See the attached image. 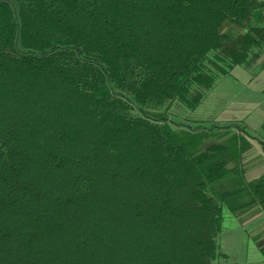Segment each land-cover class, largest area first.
Returning <instances> with one entry per match:
<instances>
[{
	"label": "trees",
	"instance_id": "obj_1",
	"mask_svg": "<svg viewBox=\"0 0 264 264\" xmlns=\"http://www.w3.org/2000/svg\"><path fill=\"white\" fill-rule=\"evenodd\" d=\"M263 54L264 0H0V264H229L256 137L168 109Z\"/></svg>",
	"mask_w": 264,
	"mask_h": 264
},
{
	"label": "rangeland",
	"instance_id": "obj_2",
	"mask_svg": "<svg viewBox=\"0 0 264 264\" xmlns=\"http://www.w3.org/2000/svg\"><path fill=\"white\" fill-rule=\"evenodd\" d=\"M247 78L240 70L237 74L220 75L199 106L190 110L174 101L168 109V119L175 124L192 127L197 124L208 127L213 122L228 124L238 121L250 135L256 137L248 138L252 146L244 153L241 165L247 178H251L264 172V154L258 142L264 138L261 137L263 132L259 128L264 120V91L255 90ZM162 110L158 109L157 112ZM241 216L230 212L226 207L223 209L222 230L217 238L219 250L229 253V264H261L259 251L248 236L254 222L242 226V222L248 217ZM257 219L256 222L264 220V215ZM241 239L245 243L237 245Z\"/></svg>",
	"mask_w": 264,
	"mask_h": 264
},
{
	"label": "crops",
	"instance_id": "obj_3",
	"mask_svg": "<svg viewBox=\"0 0 264 264\" xmlns=\"http://www.w3.org/2000/svg\"><path fill=\"white\" fill-rule=\"evenodd\" d=\"M258 63L259 65H261V68L259 69L256 67L250 69H245L243 67H236L230 73L237 74L238 70H240L242 74L248 77L247 80L249 84L253 85L255 90L264 91V54L259 59ZM238 68H242V69H238ZM235 213L242 215L241 216L242 218L248 217L245 221L242 222V226H244L246 223L254 222L252 226V231H249L248 236L250 239H252L253 244L256 246V248L259 251V254L261 256V260L259 261V263L264 264V220H260L256 222L258 220L257 217H261L264 215V211L261 210L258 205H253L248 208L239 210ZM244 243H245L244 239H241V241H239L237 245L239 244L241 246ZM223 253L227 256V260H228L229 253L228 252H223Z\"/></svg>",
	"mask_w": 264,
	"mask_h": 264
}]
</instances>
